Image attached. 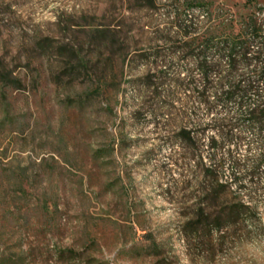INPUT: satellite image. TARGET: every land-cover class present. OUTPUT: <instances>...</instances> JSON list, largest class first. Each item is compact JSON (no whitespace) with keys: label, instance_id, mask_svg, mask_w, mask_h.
<instances>
[{"label":"rangeland","instance_id":"rangeland-1","mask_svg":"<svg viewBox=\"0 0 264 264\" xmlns=\"http://www.w3.org/2000/svg\"><path fill=\"white\" fill-rule=\"evenodd\" d=\"M245 2L0 0V264H264L247 143L231 147L246 191L209 189L212 133L187 149L184 95L168 112L145 89L184 58L192 6L238 23Z\"/></svg>","mask_w":264,"mask_h":264},{"label":"trees","instance_id":"trees-1","mask_svg":"<svg viewBox=\"0 0 264 264\" xmlns=\"http://www.w3.org/2000/svg\"><path fill=\"white\" fill-rule=\"evenodd\" d=\"M244 7L247 15L234 23L217 14L218 7L213 4L192 6L184 20L189 31L180 38L184 39L180 49L184 58H174L154 73L145 89H151L155 99H168L169 104H159L168 112L177 111L174 94L184 95L188 121L181 122L177 139L187 149L196 151L200 134L212 133L205 144L206 153L196 155L203 177L211 181L209 189L224 192L233 183L235 191H246L239 184L240 162L231 147L247 143L248 156L243 163L248 162L244 176L248 175L250 196L264 189V0H246ZM193 8L198 12L196 17L190 15ZM180 59L185 61L182 66ZM164 88L166 95L158 93ZM216 113L224 117L194 121L198 115L208 119ZM244 132H248V140L240 135ZM227 172L230 184L222 180Z\"/></svg>","mask_w":264,"mask_h":264}]
</instances>
